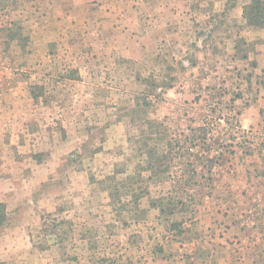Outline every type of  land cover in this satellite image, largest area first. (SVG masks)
<instances>
[{"label": "rangeland", "instance_id": "374dc122", "mask_svg": "<svg viewBox=\"0 0 264 264\" xmlns=\"http://www.w3.org/2000/svg\"><path fill=\"white\" fill-rule=\"evenodd\" d=\"M251 1L0 0V264H264Z\"/></svg>", "mask_w": 264, "mask_h": 264}, {"label": "crops", "instance_id": "0c3cea01", "mask_svg": "<svg viewBox=\"0 0 264 264\" xmlns=\"http://www.w3.org/2000/svg\"><path fill=\"white\" fill-rule=\"evenodd\" d=\"M214 229L216 230V232H221L222 231L220 227H215ZM222 232L223 233L221 235H219V237H217V243H219V244H217L218 245L217 249H219V248L223 249V247H224L223 245H225L224 240H226L227 237H228V236H226L224 234V230ZM205 245L207 247L205 248V250H203L205 252H203V255L201 254L202 257H199V255H197L196 253L195 254L194 253H190L189 256H186V257H183V258H180V259L177 258L178 259V263L177 264H226L224 262V260L220 261L219 257L217 259H216L217 256L214 257L213 254H214L215 251H211V248L209 246L208 240L205 241L202 244V247L204 248ZM213 249H215V246H214ZM216 253H218V252H216Z\"/></svg>", "mask_w": 264, "mask_h": 264}, {"label": "trees", "instance_id": "16d2710c", "mask_svg": "<svg viewBox=\"0 0 264 264\" xmlns=\"http://www.w3.org/2000/svg\"><path fill=\"white\" fill-rule=\"evenodd\" d=\"M244 16L248 23L254 27L264 25V1L252 0L251 4L244 7ZM8 214L7 207L4 203L0 202V227L4 226L7 222Z\"/></svg>", "mask_w": 264, "mask_h": 264}]
</instances>
